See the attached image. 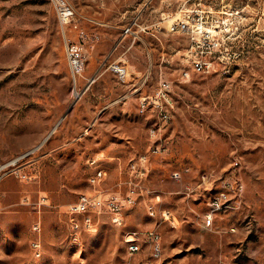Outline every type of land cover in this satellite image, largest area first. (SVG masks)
Returning a JSON list of instances; mask_svg holds the SVG:
<instances>
[{"label":"rangeland","instance_id":"obj_1","mask_svg":"<svg viewBox=\"0 0 264 264\" xmlns=\"http://www.w3.org/2000/svg\"><path fill=\"white\" fill-rule=\"evenodd\" d=\"M67 1L76 16L64 32L51 0H0V264H264V0ZM203 10L236 29L238 58L228 73L183 79L189 41L167 25ZM154 24L162 26L156 37ZM129 28L134 33H125ZM67 43L82 55L77 74ZM118 63L142 71H129V84L121 83ZM150 65L144 93L162 75L174 99L162 130L166 149L151 156L146 181L161 198L156 215L147 211L155 200L142 197L124 225L100 214L74 241L66 210L89 188L88 159L99 153L126 165L150 147L149 129L159 120L141 113L136 98L115 103ZM108 161L105 190L124 188L125 165L121 172ZM176 170L182 181L172 178ZM204 173L214 177L211 184L202 183ZM227 191L238 205L222 204L213 227H204L210 200ZM149 229L162 236L159 258L151 255ZM132 232L142 248L134 255L125 241Z\"/></svg>","mask_w":264,"mask_h":264},{"label":"built area","instance_id":"obj_2","mask_svg":"<svg viewBox=\"0 0 264 264\" xmlns=\"http://www.w3.org/2000/svg\"><path fill=\"white\" fill-rule=\"evenodd\" d=\"M60 23L65 29L69 27L76 16L74 7L67 0H51ZM145 31L146 27L141 28ZM232 30L227 23H222L216 17L209 18L208 12L203 13L187 11L183 17L168 22L167 31L169 33H179L187 36L189 44L184 53L186 67L182 69L183 79L191 77L192 73L209 74L217 71L223 73L230 72L231 62L238 58L233 50L231 39L236 33V29ZM125 33H134L129 28ZM66 34V33H65ZM67 51L70 58L73 74L79 72L80 66L84 62L81 60L82 55L79 48L73 44L67 43ZM143 77V84L148 83L150 79V71ZM117 78L121 83H128L127 68L118 63L114 66ZM156 91L153 95L141 96L139 98V110L141 113L152 114L159 123L154 124V128L149 129L150 147L147 152L140 153L130 159L124 166L125 180L123 182L124 189L105 190L104 184L108 179V170L104 166L105 157L98 155L91 157L88 165L93 168L92 174L88 178L90 190L81 193L78 199L67 206L66 213L69 216L70 237L73 240H81V234L90 231L95 225V216L105 214L110 221L116 226H122L126 222L127 210L136 206L142 197L150 196L155 200L147 206L148 213L156 215V205L160 202V195L150 191L146 186V181L150 173L151 156L162 154L166 145L162 135L163 124H167L171 118V111L174 108V99L171 95L173 84L164 76L160 75L157 80ZM238 163L236 162V165ZM172 178L179 182L183 179V173L179 170L173 171ZM213 176L204 173L201 176L202 183L209 185L213 182ZM122 185V184H120ZM226 187V184L224 185ZM243 187L237 188L238 192H242ZM41 204H46V199L40 200ZM235 203L238 205V199L232 197L230 192L227 195L213 198L210 200V207L205 213L203 225L206 228L213 227L215 216L222 212V204ZM162 217L169 220L171 215L168 211H162ZM35 231L41 230V222L34 225ZM234 231V228H231ZM146 237L151 243V255L159 258L162 255L161 234L156 229L146 231ZM38 244V254L41 250V243ZM131 255L142 251V248H134L132 246V236L130 240ZM139 264H147L141 261Z\"/></svg>","mask_w":264,"mask_h":264},{"label":"crops","instance_id":"obj_3","mask_svg":"<svg viewBox=\"0 0 264 264\" xmlns=\"http://www.w3.org/2000/svg\"><path fill=\"white\" fill-rule=\"evenodd\" d=\"M155 25V28L153 29V31L151 32V35H153V36H157V34H158V32H160L161 30H162V26L161 25H158V24H154ZM147 30V29H146ZM145 30V31H146ZM133 48H134V44H132L131 46H130V48H129V50L130 51H132L133 50ZM140 60H141V57L139 58ZM139 60V61H140ZM140 64H141V61L139 62ZM140 64L138 65V64H132V63H129V65H128V69H129V71L130 72H138V71H142V69H141V67L142 66H140ZM142 65V64H141ZM150 67L152 68V66L150 65L146 70H145V73L143 74V76H142V78H141V80H140V82L139 83H133V84H131L130 85V87H129V89H128V91L126 92V93H124L123 95H121L116 101H115V103H119V102H123V101H125V102H127L128 100H131V99H133L134 100V98H136V104L139 106V98L141 97V96H146V95H153L154 93H155V91H156V87H157V85H158V83H156V85L155 86H152L153 87V89H154V91L152 90V91H148V92H145L144 93V90L146 89V87L148 88H150L151 89V87L148 85V83H145V84H143V77L148 73V71H149V69H150ZM129 71H128V73H129ZM129 82H130V79H129V81H128V84H129ZM149 82V81H148ZM71 110V109H70ZM60 122V121H59ZM57 125H59V123H57ZM98 155H101V154H96V155H93V156H91V157H95V156H98ZM101 156H104L105 157V161L106 160H109L110 162H114V163H118V166H119V168H121V167H123V164L125 165V161L124 160H122L120 157H113V156H105L104 154L103 155H101ZM90 157V158H91ZM89 158V159H90ZM89 159H88V161H89ZM88 161H87V165H88ZM108 161V162H109ZM127 164V163H126ZM88 167L90 168V170H91V172H90V174L88 175V178H89V176L92 174V172H93V168L92 167H90L89 165H88ZM106 184V183H105ZM104 184V185H105ZM88 190H90V186H89V183H88ZM125 188V187H124ZM123 188V189H124ZM88 190H86V191H88ZM86 191H84V192H86ZM83 193V192H82ZM80 195V194H79ZM78 195V196H79ZM77 199H78V197H77Z\"/></svg>","mask_w":264,"mask_h":264},{"label":"bare ground","instance_id":"obj_4","mask_svg":"<svg viewBox=\"0 0 264 264\" xmlns=\"http://www.w3.org/2000/svg\"><path fill=\"white\" fill-rule=\"evenodd\" d=\"M80 70V69H79ZM75 74V73H74ZM95 81V77H92L90 80H89V82L85 85V87L83 88V89H81V91H79V92H77L76 94L77 95H75L74 96V98H73V100H72V102H71V104H70V107H69V109L71 108H73L76 104H77V101L79 100V98L84 94V92H86L88 89H89V87L91 86V84L93 83ZM150 128H154V125H152ZM54 131H55V129H53V130H51V132L47 135V137L45 138L46 140L54 133ZM45 141V140H44ZM43 141V142H44ZM42 142V143H43ZM41 143V144H42ZM40 146H42V145H39V146H37V147H35L33 150H31L30 152H33V151H35V150H37ZM27 155H29V154H26V155H23V156H27ZM23 156H20V157H18L17 159H15L14 161H16V160H18V159H20V158H22ZM14 161H13V164H14ZM7 166V165H6ZM5 166V167H6ZM0 170H2V168H0ZM221 196H224V193L221 195ZM228 205V204H227ZM223 206V205H222ZM226 206V205H225ZM228 208V207H227ZM223 210V209H222ZM151 215H154L153 213H150ZM131 236H132V246L134 247V248H141V243H140V240H139V238H138V235H137V233L136 232H132V233H130V234H128L127 235V237H126V239H125V241H126V243H128V246H129V249H130V240H131ZM74 241H79V240H74ZM145 241V240H144ZM150 245H151V243H150ZM33 248L35 249V250H37L38 251V244H36V242H34L33 243Z\"/></svg>","mask_w":264,"mask_h":264},{"label":"water","instance_id":"obj_5","mask_svg":"<svg viewBox=\"0 0 264 264\" xmlns=\"http://www.w3.org/2000/svg\"><path fill=\"white\" fill-rule=\"evenodd\" d=\"M71 109V108H70ZM70 109L67 111V112H69L70 111Z\"/></svg>","mask_w":264,"mask_h":264}]
</instances>
